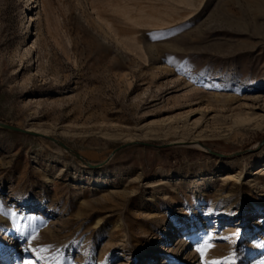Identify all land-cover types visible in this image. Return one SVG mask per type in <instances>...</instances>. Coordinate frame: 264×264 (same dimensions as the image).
I'll use <instances>...</instances> for the list:
<instances>
[{
  "label": "rangeland",
  "instance_id": "1",
  "mask_svg": "<svg viewBox=\"0 0 264 264\" xmlns=\"http://www.w3.org/2000/svg\"><path fill=\"white\" fill-rule=\"evenodd\" d=\"M0 123V264H264V0H0Z\"/></svg>",
  "mask_w": 264,
  "mask_h": 264
},
{
  "label": "water",
  "instance_id": "2",
  "mask_svg": "<svg viewBox=\"0 0 264 264\" xmlns=\"http://www.w3.org/2000/svg\"><path fill=\"white\" fill-rule=\"evenodd\" d=\"M0 125L3 128L10 129L12 131L23 132V133H28L29 132L26 129H22V128H19V127L13 126V125H8V124H5V123H0Z\"/></svg>",
  "mask_w": 264,
  "mask_h": 264
},
{
  "label": "bare ground",
  "instance_id": "3",
  "mask_svg": "<svg viewBox=\"0 0 264 264\" xmlns=\"http://www.w3.org/2000/svg\"><path fill=\"white\" fill-rule=\"evenodd\" d=\"M234 176V175H232ZM231 177V176H230ZM203 201V200H202ZM197 204V203H196ZM197 206V205H196ZM264 218L257 219L256 222L259 224ZM6 230V229H5ZM7 231V230H6ZM12 231V230H11ZM6 234V233H5ZM9 234V233H8ZM5 239V238H4ZM187 246V245H186Z\"/></svg>",
  "mask_w": 264,
  "mask_h": 264
}]
</instances>
